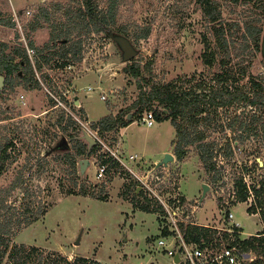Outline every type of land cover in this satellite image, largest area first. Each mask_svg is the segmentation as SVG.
I'll use <instances>...</instances> for the list:
<instances>
[{
  "label": "rangeland",
  "instance_id": "rangeland-1",
  "mask_svg": "<svg viewBox=\"0 0 264 264\" xmlns=\"http://www.w3.org/2000/svg\"><path fill=\"white\" fill-rule=\"evenodd\" d=\"M110 1L95 0L99 10L104 11ZM115 1L114 34L126 37L132 44L136 53L130 60H123L119 45L104 32L82 34L76 57H59L61 46L51 44L53 28L58 20L66 18L65 12L70 9L74 12L83 0H0V19L5 20L0 22V42L12 48L27 47L32 40L36 47H45L41 55L49 57L48 61L41 59V67L29 74L28 84L14 78L11 87L0 74L3 76L0 139L2 143L13 142L6 151L7 164L0 172V189L23 170L25 177L31 176L29 186L34 190L33 196L48 205L41 218L15 232L12 242L36 247L31 256L41 254L43 264H53L60 257L76 259L78 264H175L157 245L164 226L171 222L167 209L177 211V220L221 228L215 229L221 233L231 225L227 218L230 211L232 222L240 225V238L264 230L260 213L247 212V207L257 200H261L264 210V187L257 197L251 190L247 201L237 203L233 190L234 180L240 174L247 185L259 187L264 177V138L246 136L242 142L238 138L239 128L229 124L235 114L246 120L253 113L260 116L264 112L258 105L232 102L215 109L209 105L208 123L194 127L185 121L191 131L205 132L207 143L214 142V157L207 164L199 158L194 146L189 147L182 161H177L173 145L175 127L171 120L154 118L153 125L146 126L141 121L143 114L127 126L101 136L102 151L114 152L122 164L100 179L95 177L96 157L89 159L83 177L78 178L75 186L73 174L59 158L61 155L52 153L44 167L37 166L39 161H44L40 159L43 152L62 136L69 150H73L74 141L69 134L74 132L72 128L76 124L82 129L83 124L91 128V122L126 110L139 91L135 79L124 70L132 60L140 64L151 61L152 80L171 82L179 90L201 92L198 86L202 84L206 90L220 91L227 86L231 90L248 91L252 96V78L264 87V59L260 53L254 57L240 53L232 63L245 67L246 73L239 76L240 67L234 65L231 67L236 81H218L217 76L230 66L223 67L219 53L211 63L206 62V54L213 49L218 51L219 46L212 33L213 25L204 19L197 0ZM216 2L222 10L226 36L232 38L234 46L238 45L240 31L231 22L238 23L261 11L264 28V9H258L257 3ZM41 9L49 19L40 18L41 25L31 31L28 24ZM9 20L15 26L7 25ZM146 27L149 35L136 40L134 37ZM229 46L232 47L231 43ZM39 56L34 48L30 61L35 64ZM61 112L64 120L57 125ZM165 153L172 154L173 160L157 166ZM258 159L263 164L255 170ZM217 172L219 179L213 181ZM202 183L208 184L209 189L199 202ZM81 186L106 198L82 195ZM21 197L22 191L17 189L8 200L18 203ZM143 202L150 211L137 207ZM79 236V244H75ZM250 256L249 260L254 252Z\"/></svg>",
  "mask_w": 264,
  "mask_h": 264
},
{
  "label": "trees",
  "instance_id": "trees-1",
  "mask_svg": "<svg viewBox=\"0 0 264 264\" xmlns=\"http://www.w3.org/2000/svg\"><path fill=\"white\" fill-rule=\"evenodd\" d=\"M237 1V0H236ZM201 9L204 19L211 23L212 33L216 37V41L219 46V50H212L206 54V62L211 63L215 55L219 53L221 63L224 66L229 65V69H225L222 74L217 76L218 81L227 83L228 81H236L235 73L232 71V67L239 63H232L234 58H239V54L249 55L253 57L260 53V43L263 33V27L261 26L262 12L254 13L255 15L249 18L238 21V23L231 22L230 25L233 28H238L240 31V40H237L238 45L234 46L232 38L228 39L226 36L225 27L223 24V14L220 6L216 0H197ZM243 3L248 5L257 3L258 9H264V0H243ZM115 0H111L108 4L107 10H99L98 4L95 0H83L75 8L74 12L71 9L65 12L66 18L58 20L54 26L51 39L52 46L56 44L61 46L59 53L60 58H65L68 55L76 57L81 49V35L91 32H104L110 37L114 32L115 23ZM40 18L46 20L49 19L45 10L41 9L39 15H35L28 24V27L32 30L41 25ZM0 22H5L1 20ZM9 26H15V22L9 20L6 22ZM218 25V26H217ZM118 30V29H117ZM208 32V30H207ZM120 34H125L122 31H118ZM150 33L149 27L143 29V31L136 35L134 38L139 40L146 38ZM74 37H78L77 41ZM231 37V36H230ZM205 39V34H204ZM206 43L207 40L205 39ZM231 43V48L229 46ZM48 46V45H46ZM27 48L36 49L37 54L40 55L35 64L30 61ZM45 47H36L34 42L30 40L27 47L14 46L9 48L6 43L0 42V74L4 75L5 79L10 82V86L14 85V78L24 80L25 83H30L29 74L33 75V69L41 67V59L48 61L49 57L41 55ZM205 56V55H203ZM65 64V63H64ZM152 62L147 61L144 64H140L132 60L124 70L136 81L138 87V94L136 98L130 103L126 110H120L116 114H108L99 118L95 122H91V128L95 129L98 135L101 137L107 131H116L123 128L140 119L146 111H152L156 120L170 119L175 127V140L173 141L174 153L177 161H182L185 153L189 147L194 146L198 151L199 158L207 164L214 157L213 146L214 142L207 143L205 141V132L203 131H191L186 127L185 121H188L191 126H197L199 123L206 124L209 122L211 111H209V105L213 108L221 107L224 104L232 102L245 103L254 107L258 105L264 112V87L261 83L252 78L253 95L250 96V92L235 89H228L227 86H223L220 91L206 90L202 87V84L198 86L201 92H196L194 89L179 90L173 83H157L151 78ZM238 75L242 76L246 73L245 67L238 68ZM238 76V77H239ZM147 86V88L145 87ZM200 87V88H199ZM131 115L130 118L128 116ZM64 120V113L61 112L57 119L56 124L61 125ZM230 127L239 128L240 133L238 138L242 142L249 137H261L264 138V113L260 116L252 114L246 120V117L240 119V115H234L229 119ZM72 123V122H71ZM241 128H243L241 131ZM74 132H70V139L74 141L73 150L70 151L68 143L64 136L59 138L55 144L50 145L42 154L37 166L44 167L46 158L53 154L61 155L64 162L68 164L71 173L73 174V185H77L78 178L83 177V174L79 172V160L81 157L90 159L97 156L96 164H106L105 174L113 168L120 166L121 164L117 160L111 157H105V154H98L101 149L100 144L96 141L95 144H90L85 137L82 128L76 124L72 128ZM237 139V138H235ZM65 140V142H64ZM234 143V142H233ZM241 144L240 142H236ZM13 146V142L2 143L0 139V172L7 164L8 156L6 151L9 147ZM239 147V145H237ZM228 154L231 152L230 143L227 144ZM103 155V156H102ZM58 158V157H57ZM213 164V163H212ZM213 168V165H212ZM261 168L258 162H255L254 169ZM219 172V171H218ZM217 175L213 177V181H217L219 178ZM103 176V177H104ZM31 176H26L23 170H19L10 184L0 189V264H43L44 261L41 254L32 257L31 254L37 251L34 246L26 247L22 244L12 242V237L17 230L22 227L32 224L34 221L41 218L48 205L43 200H37L34 195V190L29 186ZM264 177L261 178L258 188L255 186H249L244 181V176L239 175L234 180L233 190L235 191V200L237 202L247 201L250 191L253 190L257 195L263 190ZM20 189L22 191V197L18 203L15 201H9V197ZM137 187L134 188L136 190ZM79 193L82 195L89 194L90 196L105 199V196L95 195L93 192L85 189L81 186ZM144 203V202H143ZM236 203H232L233 205ZM139 207L143 211H150V207L147 203L141 204ZM162 209L161 205L157 206ZM248 213L259 212L262 220L264 221V210L261 200H257L255 203L250 204L247 207ZM264 223V222H263ZM180 232L186 242H194L201 247L213 244L217 238L224 240L226 244L235 245L239 252L241 263L240 264H264V230L257 232L256 234L249 235L246 238H240L238 235L232 242H229L227 232H223L221 236L217 235V230L205 225H197L190 222H183L180 224ZM162 235H166L167 231L163 230ZM254 252V257L251 258L250 254ZM249 254L248 258H245L244 254ZM83 262L87 260L80 258ZM96 263V262H95ZM53 264H78L76 259L67 260V258H59V260L53 262Z\"/></svg>",
  "mask_w": 264,
  "mask_h": 264
},
{
  "label": "built area",
  "instance_id": "built-area-1",
  "mask_svg": "<svg viewBox=\"0 0 264 264\" xmlns=\"http://www.w3.org/2000/svg\"><path fill=\"white\" fill-rule=\"evenodd\" d=\"M27 52L30 56V53L33 52V49L27 48ZM102 98H104V96H102ZM58 105H62V102L58 101ZM141 121L146 124V126H152L154 122L153 112L146 111ZM83 131L91 135L100 144L101 149L99 150L98 154H105V157H111L117 160V162H119L120 164H122V160L114 152L109 151V154L107 152L102 151V145L104 146V144L95 129L88 127V125L86 124H83ZM130 157L133 158L134 155H131ZM95 162H97V158H95ZM105 170L106 164H98L95 177L97 179L103 177ZM167 213L171 218V222H167V224L164 226L163 229L167 231V234L160 235V237L157 239V245L162 248L168 256L173 258V260L176 255L178 256V261L175 262V264L241 263V256L238 248L235 245L226 244L221 238H217L213 242V244L204 247H201L200 245L194 242H186L180 232V224L183 223V221L175 219L177 211L167 209ZM227 218L228 220L230 219L231 225L222 230L228 233L229 242H232L236 237L235 235H238L240 237L239 234L242 233V231L240 230V225L237 222H232L233 214L230 211L227 213ZM190 223L196 224L195 222ZM220 233L221 232L217 230V235L221 236L223 232L221 234Z\"/></svg>",
  "mask_w": 264,
  "mask_h": 264
},
{
  "label": "water",
  "instance_id": "water-1",
  "mask_svg": "<svg viewBox=\"0 0 264 264\" xmlns=\"http://www.w3.org/2000/svg\"><path fill=\"white\" fill-rule=\"evenodd\" d=\"M111 36H112L113 40H115L116 43L121 48L123 60H130L136 53V51L134 50L130 41L126 37L119 35V34H112ZM260 54H261V57L264 59V28H263V33H262L261 43H260ZM2 84H3V76L0 75V87L2 86ZM128 118H130V115L128 116ZM84 137L88 142H90V144L96 143V140L91 135H89L87 132H84ZM64 142H65V140H64ZM173 158H174V156L172 154L165 153V155L163 156L161 161L157 164V166H160L161 164H166V163H168V161H172ZM258 163H259V165L263 164L260 159H258ZM78 164H79V173L83 174L85 171V168L89 164V159L88 158L80 159ZM208 189H209V185L206 183H202V194H201V198H200L199 202H201V200L204 198ZM79 241H80V236L75 241V244H79ZM244 256H245V258H248L249 254L247 253ZM177 261H178V256L176 255L174 258V262H177Z\"/></svg>",
  "mask_w": 264,
  "mask_h": 264
},
{
  "label": "crops",
  "instance_id": "crops-1",
  "mask_svg": "<svg viewBox=\"0 0 264 264\" xmlns=\"http://www.w3.org/2000/svg\"><path fill=\"white\" fill-rule=\"evenodd\" d=\"M255 234V233H254ZM248 235H252V234H248Z\"/></svg>",
  "mask_w": 264,
  "mask_h": 264
}]
</instances>
